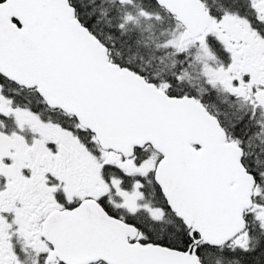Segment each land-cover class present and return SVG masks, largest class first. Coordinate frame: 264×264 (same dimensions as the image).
Segmentation results:
<instances>
[{
    "label": "snow or ice",
    "instance_id": "snow-or-ice-1",
    "mask_svg": "<svg viewBox=\"0 0 264 264\" xmlns=\"http://www.w3.org/2000/svg\"><path fill=\"white\" fill-rule=\"evenodd\" d=\"M0 264H264V0H0Z\"/></svg>",
    "mask_w": 264,
    "mask_h": 264
}]
</instances>
